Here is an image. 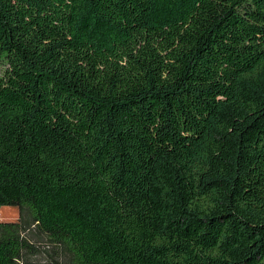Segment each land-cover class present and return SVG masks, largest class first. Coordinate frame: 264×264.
Segmentation results:
<instances>
[{"label":"trees","instance_id":"16d2710c","mask_svg":"<svg viewBox=\"0 0 264 264\" xmlns=\"http://www.w3.org/2000/svg\"><path fill=\"white\" fill-rule=\"evenodd\" d=\"M0 264H264V0H0Z\"/></svg>","mask_w":264,"mask_h":264},{"label":"rangeland","instance_id":"374dc122","mask_svg":"<svg viewBox=\"0 0 264 264\" xmlns=\"http://www.w3.org/2000/svg\"><path fill=\"white\" fill-rule=\"evenodd\" d=\"M18 216L19 211L16 207H3L0 209V222H16ZM43 259V257H38L33 264H43Z\"/></svg>","mask_w":264,"mask_h":264}]
</instances>
